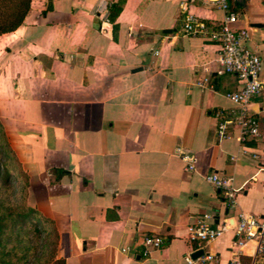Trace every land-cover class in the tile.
<instances>
[{
	"label": "crops",
	"instance_id": "obj_1",
	"mask_svg": "<svg viewBox=\"0 0 264 264\" xmlns=\"http://www.w3.org/2000/svg\"><path fill=\"white\" fill-rule=\"evenodd\" d=\"M180 1L30 0L22 23L0 34V125L26 176L25 203L51 221L63 264H186L196 216L216 224L237 210L264 214V169L248 154L264 146V91L247 103L261 139L241 142L235 125L219 139L216 115L236 112L225 94L240 83L223 72L216 41L183 33ZM186 4L218 27L223 12L211 0ZM228 4L264 82V0ZM204 77L211 89L196 85ZM208 172L238 189L234 210ZM149 234L162 243L142 256ZM233 239L225 230L205 245L213 264L234 258ZM240 259L264 264V250L249 241Z\"/></svg>",
	"mask_w": 264,
	"mask_h": 264
},
{
	"label": "built area",
	"instance_id": "obj_2",
	"mask_svg": "<svg viewBox=\"0 0 264 264\" xmlns=\"http://www.w3.org/2000/svg\"><path fill=\"white\" fill-rule=\"evenodd\" d=\"M103 1V0H99ZM212 4L223 12V17L215 30L209 31L207 25L190 14L186 10L187 0H181L178 8L182 17V31L188 35H200L214 40L219 45L218 62L223 72L233 74L240 83V87L225 96L237 106L236 112L232 111L228 115L221 117L215 125L217 137L225 138L229 136L228 128L235 125L238 128V140H259L262 132L257 119L248 113L247 103L255 95L264 91V82L260 80L261 59L258 55L246 47L248 30L245 27L233 28L232 24L236 21L237 14L229 8L228 0H211ZM199 87L212 88L207 77L196 82ZM175 154L183 163L185 171L194 169L193 156L182 152L179 148L175 149ZM252 160L258 162V169H264V146L259 150L248 152ZM206 182L210 183L218 192L223 195L226 209H235V193L230 185L227 176L218 175L215 172H208L203 175ZM225 230H232L234 234L233 245L236 247L234 258L229 264H253L252 261L243 262L240 259L242 247L247 242L254 243V251L260 253L264 250V214L255 216L241 210H237L233 215H225L216 224L212 223V216L209 213H201L194 218L192 224L186 227V237L191 245V251L183 257L186 264H213L214 254L205 250V245L219 237ZM162 243L161 239L153 234L145 235L142 238L143 248L140 252L142 256L148 254L149 248H156ZM128 247L121 248L127 251ZM201 250L195 258L191 253Z\"/></svg>",
	"mask_w": 264,
	"mask_h": 264
},
{
	"label": "trees",
	"instance_id": "obj_3",
	"mask_svg": "<svg viewBox=\"0 0 264 264\" xmlns=\"http://www.w3.org/2000/svg\"><path fill=\"white\" fill-rule=\"evenodd\" d=\"M29 3L30 0H0V34L13 31L22 23L29 10ZM0 141V179L7 182L12 174L20 177L22 194L21 201L14 205L0 196V264H22L21 260L26 257L29 249L26 246L29 239L25 238L26 232L23 234L24 227L28 225L35 234L44 233L50 237L49 262L63 264L62 260L55 258L57 235L51 221L25 203L26 176L8 148L1 125ZM8 164L14 172L8 170Z\"/></svg>",
	"mask_w": 264,
	"mask_h": 264
},
{
	"label": "rangeland",
	"instance_id": "obj_4",
	"mask_svg": "<svg viewBox=\"0 0 264 264\" xmlns=\"http://www.w3.org/2000/svg\"><path fill=\"white\" fill-rule=\"evenodd\" d=\"M248 30V29H247ZM263 66L261 65V71ZM2 141H0L1 144ZM8 162V161H7ZM8 170H12L10 164L7 165ZM13 171V170H12ZM14 172V171H13ZM0 196L4 198L10 204H18L21 201V178L16 175H11V178L7 182L4 179H0ZM30 226H26L23 229L25 238L29 239L26 242V246L29 247L28 253L25 258L21 260L22 264H51L49 262V241L50 237L47 234L41 233L40 235L30 231ZM49 234V233H48Z\"/></svg>",
	"mask_w": 264,
	"mask_h": 264
},
{
	"label": "water",
	"instance_id": "obj_5",
	"mask_svg": "<svg viewBox=\"0 0 264 264\" xmlns=\"http://www.w3.org/2000/svg\"><path fill=\"white\" fill-rule=\"evenodd\" d=\"M250 26H251V27H261L262 24H259V23H251ZM164 31H169V30H164ZM200 253H201V250H198V251H196V252H193V253H191V257H192V258H195V257L198 256Z\"/></svg>",
	"mask_w": 264,
	"mask_h": 264
}]
</instances>
